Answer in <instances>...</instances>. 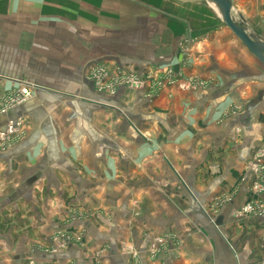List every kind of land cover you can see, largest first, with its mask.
Returning a JSON list of instances; mask_svg holds the SVG:
<instances>
[{"label":"crops","instance_id":"obj_1","mask_svg":"<svg viewBox=\"0 0 264 264\" xmlns=\"http://www.w3.org/2000/svg\"><path fill=\"white\" fill-rule=\"evenodd\" d=\"M229 1L233 20L264 42V0ZM216 8L0 0V98L21 81L38 90L0 118V128L24 120L21 142L0 152V264L264 260V210L239 215L264 202L246 170L264 154V66ZM99 62L168 69L198 86L98 91L87 70ZM58 231L69 241L55 255Z\"/></svg>","mask_w":264,"mask_h":264},{"label":"built area","instance_id":"obj_2","mask_svg":"<svg viewBox=\"0 0 264 264\" xmlns=\"http://www.w3.org/2000/svg\"><path fill=\"white\" fill-rule=\"evenodd\" d=\"M91 78L98 91L105 90L108 92H113L120 87L136 90L142 88L145 84H150L156 90L168 89L173 86L188 90L198 86L195 78L189 77L177 81L168 69L160 68H155L152 71L143 72L139 75H129L128 73L122 72L118 77H113L107 68L102 66L94 69L91 73ZM19 84L20 87L18 89L0 98V118L1 116L8 117L7 115L11 110H14L34 97L36 87L33 84L24 81H21ZM23 122L24 120L21 116L10 117L5 122V125L0 128V152L8 151L21 142L24 137ZM246 170L253 175L250 191L252 195L259 197L264 193V154L257 152L251 161L247 163ZM260 201L256 200L247 203L240 209L239 215L249 216L257 211L264 210V202ZM67 241H69L68 235L62 231L56 232L52 237L53 245L50 253L58 255L64 251ZM125 251L132 253L133 257H137L136 252L131 247L126 246ZM259 264H264V260Z\"/></svg>","mask_w":264,"mask_h":264},{"label":"water","instance_id":"obj_3","mask_svg":"<svg viewBox=\"0 0 264 264\" xmlns=\"http://www.w3.org/2000/svg\"><path fill=\"white\" fill-rule=\"evenodd\" d=\"M215 5L220 13L223 25L241 41L245 48L264 66V42L247 35L244 28L237 24L231 15L229 0H205Z\"/></svg>","mask_w":264,"mask_h":264},{"label":"rangeland","instance_id":"obj_4","mask_svg":"<svg viewBox=\"0 0 264 264\" xmlns=\"http://www.w3.org/2000/svg\"><path fill=\"white\" fill-rule=\"evenodd\" d=\"M102 66L103 67H108V66L104 65V63H100V62L99 63H96V64H93V65L90 66V68L87 70V72H88V74H87L88 81L93 82L92 81V78H91V73L94 71V69H96L98 67H102ZM130 69H132V68L130 67ZM108 71H109L110 75L113 76V77H118V75L122 74V72H123L122 69L119 68V67H115V68L108 67ZM125 73H127V72H125ZM128 74L129 75H139L140 73L139 74H136V72L133 71V69H132V70H130V73H128ZM37 92H38V90H35L34 91V97H35V95H36Z\"/></svg>","mask_w":264,"mask_h":264},{"label":"trees","instance_id":"obj_5","mask_svg":"<svg viewBox=\"0 0 264 264\" xmlns=\"http://www.w3.org/2000/svg\"><path fill=\"white\" fill-rule=\"evenodd\" d=\"M258 121L264 125V114L259 115Z\"/></svg>","mask_w":264,"mask_h":264},{"label":"bare ground","instance_id":"obj_6","mask_svg":"<svg viewBox=\"0 0 264 264\" xmlns=\"http://www.w3.org/2000/svg\"><path fill=\"white\" fill-rule=\"evenodd\" d=\"M215 6V5H214ZM216 7V6H215ZM217 9V8H216ZM219 12V11H218ZM220 15V14H219Z\"/></svg>","mask_w":264,"mask_h":264}]
</instances>
